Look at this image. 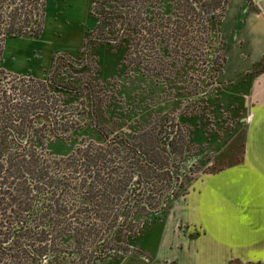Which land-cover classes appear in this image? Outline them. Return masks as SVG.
<instances>
[{"label": "rangeland", "instance_id": "obj_1", "mask_svg": "<svg viewBox=\"0 0 264 264\" xmlns=\"http://www.w3.org/2000/svg\"><path fill=\"white\" fill-rule=\"evenodd\" d=\"M148 1L155 17L170 14L171 1ZM228 1L230 6L236 2ZM96 2L0 0V32L8 26L20 28L39 20L35 36L0 37V93L8 95L7 104L27 101L34 106L29 113L42 112L39 99L45 100L44 105L50 110L46 112L48 117L36 113L27 120L31 126H47L46 129L51 127L49 121L53 122L51 129L55 135L47 134L43 150L49 159L63 158L86 143L102 144L104 140L96 131L100 130L106 138L122 135L132 142L141 140L150 147V150L147 148L152 157L168 166L170 172L132 170V179L112 202L113 208L121 210L133 200V206L139 204L136 200H144L151 208L170 186L158 209L146 208L148 214L144 215L147 211L138 207L136 216L140 221L134 217L126 226L111 233L110 230L103 251L92 262L118 264L123 257L140 255L132 246L133 239L151 222L155 212L165 213L170 202L183 199L189 185L201 175L240 161L247 116L244 78L253 74L251 69L239 81L222 79L221 68L226 59L228 63V56L217 31L218 22L210 40L216 65L208 67L210 51L207 53L201 44V34L192 35L198 39L195 42H186L180 31H176L178 43L166 41L164 34L159 35L157 43L144 41L142 33L147 25L135 16L138 0H103L102 5L107 8L121 4L126 16L124 21L110 19V31H94L95 21L88 11ZM102 5H97L95 11ZM106 35L115 41L99 40ZM85 37L88 42L83 55ZM62 56L68 57L72 64ZM15 66L25 71L13 72L6 68L15 69ZM48 77L59 85L58 90L48 86L22 87L15 80L46 82ZM0 102H4L1 94ZM169 173L173 176L171 180ZM120 213L116 220L123 223L125 218ZM109 220L106 216L104 221H94L95 228ZM100 237L97 234L79 241L76 248L68 238L58 240L57 257L64 264H85L87 254L83 249L91 252L93 243ZM0 264H10V261L3 256Z\"/></svg>", "mask_w": 264, "mask_h": 264}, {"label": "trees", "instance_id": "obj_2", "mask_svg": "<svg viewBox=\"0 0 264 264\" xmlns=\"http://www.w3.org/2000/svg\"><path fill=\"white\" fill-rule=\"evenodd\" d=\"M102 1L97 0L96 6L102 5ZM169 1L170 5L166 3L170 6V14L155 17L149 10L150 2L138 0L135 16L141 24L147 25L142 33L143 40L157 43L159 35L164 34L166 41L171 39L177 42L176 31H180L186 42H195L198 39L192 38V35L201 34V44L207 53L210 51L207 65H216L210 40L226 0ZM92 6L88 14L94 18V31H110V19L113 17L122 21L125 19L126 11L121 4L113 8L102 5L103 9L98 11H95L96 6ZM36 30L39 31V20L28 22L20 28L8 26L1 30L0 37L35 36ZM99 40L105 43L115 41V38L106 35ZM178 41L180 43V38ZM87 42L88 38L85 37L83 55H86ZM63 59L72 64L68 57ZM263 66L264 51L251 73H258ZM15 80L22 87L31 85L43 89L48 86L58 90L59 86L50 77L46 78V82L23 78ZM0 94L4 98V102H0V257H6L10 264H64L57 257L58 240L68 238L72 247L76 248L79 241L81 243L98 234L101 237L93 243V250L87 252L83 249L87 254L85 264H92L108 242L109 231L126 226L134 217L140 221L136 216L138 207L145 210L149 207L144 200H136L139 204L133 206V200L121 210L113 208L112 202L132 179L131 171L170 172L168 166L152 157L148 151L150 147L141 140L132 142L122 135L106 138L96 129L104 140L102 144L86 143L75 147L63 158L49 159L43 155V150L47 134L55 135L51 129L53 122L49 119L51 127L46 129L47 126H31L27 120L37 114L48 117L46 112L49 108L45 107V100L41 99V102L39 99L42 112L29 113L34 106L28 105L27 101L7 104L8 95L4 92ZM47 103L50 105V102ZM92 127L95 128L94 122ZM169 176L171 180L172 174ZM118 213L124 215L123 223L116 220L119 219ZM106 216L110 220L95 228L94 221H104Z\"/></svg>", "mask_w": 264, "mask_h": 264}, {"label": "crops", "instance_id": "obj_3", "mask_svg": "<svg viewBox=\"0 0 264 264\" xmlns=\"http://www.w3.org/2000/svg\"><path fill=\"white\" fill-rule=\"evenodd\" d=\"M217 31L228 56L222 79L239 81L264 51V0H236L232 6L226 0ZM244 79L240 161L201 175L183 199L170 202L165 213L155 212L133 239L140 255L118 264L264 263V66Z\"/></svg>", "mask_w": 264, "mask_h": 264}, {"label": "water", "instance_id": "obj_4", "mask_svg": "<svg viewBox=\"0 0 264 264\" xmlns=\"http://www.w3.org/2000/svg\"><path fill=\"white\" fill-rule=\"evenodd\" d=\"M210 27H211V23H210ZM169 189H170V186L161 194V196H160V198H159V200H158V203L156 204V206H154V207H151V208H148L147 207V209L148 210H156V209H158L161 205H162V203H163V198H164V196L166 195V193L169 191ZM114 229V228H113ZM113 229H112V231H113ZM111 231V232H112ZM110 232V233H111Z\"/></svg>", "mask_w": 264, "mask_h": 264}]
</instances>
